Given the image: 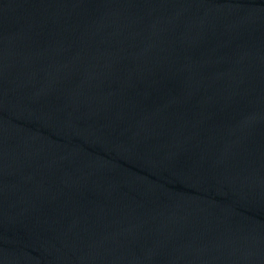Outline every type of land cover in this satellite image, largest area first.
Returning <instances> with one entry per match:
<instances>
[{"label": "water", "instance_id": "95a60500", "mask_svg": "<svg viewBox=\"0 0 264 264\" xmlns=\"http://www.w3.org/2000/svg\"><path fill=\"white\" fill-rule=\"evenodd\" d=\"M0 264H264V0H0Z\"/></svg>", "mask_w": 264, "mask_h": 264}]
</instances>
